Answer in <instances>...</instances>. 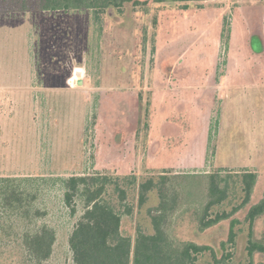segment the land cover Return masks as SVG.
<instances>
[{
    "label": "rangeland",
    "instance_id": "rangeland-1",
    "mask_svg": "<svg viewBox=\"0 0 264 264\" xmlns=\"http://www.w3.org/2000/svg\"><path fill=\"white\" fill-rule=\"evenodd\" d=\"M245 171L257 173L249 203L200 230L210 175L228 182V197L208 211L213 218L241 205ZM72 176L107 181L104 200L133 242L138 230L154 233L151 215L165 191L175 198L169 235L213 249L199 264L264 263V253L247 250V215L264 198V0L0 11V177L20 178L44 212L16 224L0 264H38L20 236L45 223L56 241L42 264H76L69 238L85 201L79 192L76 213L66 207ZM253 231L264 241V215Z\"/></svg>",
    "mask_w": 264,
    "mask_h": 264
},
{
    "label": "trees",
    "instance_id": "trees-1",
    "mask_svg": "<svg viewBox=\"0 0 264 264\" xmlns=\"http://www.w3.org/2000/svg\"><path fill=\"white\" fill-rule=\"evenodd\" d=\"M131 0H3L0 11H39V10H80L90 8H119ZM164 1V0H156ZM239 174V173H237ZM165 181V175L162 177ZM96 177L72 176L68 179L64 193V203L71 214L76 213L74 198L81 192L85 201V211L77 222L69 238V245L76 264H199V256L213 251L207 244L194 241L178 242L173 239L165 227L169 214L174 209V200L167 199L165 191H160L161 206L158 213L151 215L153 234L138 230L135 240L122 233V217L113 206L104 200L107 181ZM224 182L225 185L221 186ZM242 190L245 197L240 206L231 212H222L215 217H207L212 206L221 204L228 197L227 179L218 174L210 175L209 200L205 205V214L200 219V230L211 228L222 220L231 217L243 205L249 203L257 182V173H241ZM154 181L149 179L141 186L140 202L145 199L146 191L152 189ZM121 200H125L123 191ZM36 194L28 191L18 177H0V255L3 254V241L13 238L16 224L22 220L34 222L44 212L34 206ZM264 215V198L253 205L247 215L249 221L248 254L264 253V241L254 238V223ZM232 219L230 241L236 233ZM17 239V237H15ZM264 238V232H263ZM21 247L27 256L38 264L50 258L56 241L55 230L46 223L35 231L21 234ZM225 243H223L224 245ZM264 264V263H262Z\"/></svg>",
    "mask_w": 264,
    "mask_h": 264
},
{
    "label": "water",
    "instance_id": "water-1",
    "mask_svg": "<svg viewBox=\"0 0 264 264\" xmlns=\"http://www.w3.org/2000/svg\"><path fill=\"white\" fill-rule=\"evenodd\" d=\"M75 83H76L77 85H81V84L83 83V78L78 76V77L75 79Z\"/></svg>",
    "mask_w": 264,
    "mask_h": 264
}]
</instances>
